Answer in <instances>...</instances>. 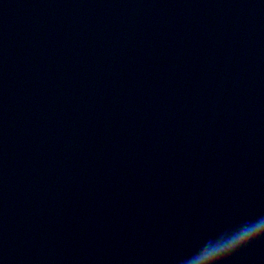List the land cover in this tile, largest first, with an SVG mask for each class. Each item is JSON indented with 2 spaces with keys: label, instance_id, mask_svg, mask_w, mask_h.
I'll list each match as a JSON object with an SVG mask.
<instances>
[{
  "label": "water",
  "instance_id": "obj_1",
  "mask_svg": "<svg viewBox=\"0 0 264 264\" xmlns=\"http://www.w3.org/2000/svg\"><path fill=\"white\" fill-rule=\"evenodd\" d=\"M260 218L264 0H0V264H185Z\"/></svg>",
  "mask_w": 264,
  "mask_h": 264
},
{
  "label": "clouds",
  "instance_id": "obj_2",
  "mask_svg": "<svg viewBox=\"0 0 264 264\" xmlns=\"http://www.w3.org/2000/svg\"><path fill=\"white\" fill-rule=\"evenodd\" d=\"M262 237H264V218L243 224L226 237L206 241L202 247L187 257L185 264H221L226 257Z\"/></svg>",
  "mask_w": 264,
  "mask_h": 264
},
{
  "label": "snow or ice",
  "instance_id": "obj_3",
  "mask_svg": "<svg viewBox=\"0 0 264 264\" xmlns=\"http://www.w3.org/2000/svg\"><path fill=\"white\" fill-rule=\"evenodd\" d=\"M261 239H264V237L260 238L259 240H261ZM235 253H236V252H235ZM235 253H233L232 255H230V256H228V257H226V258L221 262V264H230V261H231V259H232V257L234 256Z\"/></svg>",
  "mask_w": 264,
  "mask_h": 264
}]
</instances>
